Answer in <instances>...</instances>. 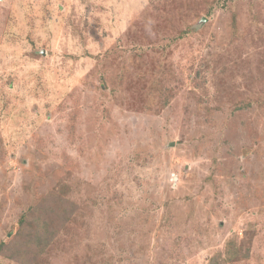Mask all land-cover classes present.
<instances>
[{"label":"rangeland","instance_id":"1","mask_svg":"<svg viewBox=\"0 0 264 264\" xmlns=\"http://www.w3.org/2000/svg\"><path fill=\"white\" fill-rule=\"evenodd\" d=\"M39 203L30 264H264V0H0V249Z\"/></svg>","mask_w":264,"mask_h":264},{"label":"trees","instance_id":"2","mask_svg":"<svg viewBox=\"0 0 264 264\" xmlns=\"http://www.w3.org/2000/svg\"><path fill=\"white\" fill-rule=\"evenodd\" d=\"M55 196L54 190L48 195L49 198ZM36 208L22 215L19 221L20 228L16 231L15 236L8 240L9 243H1L0 252L3 256L22 264H30L35 261V256L43 254L49 247V242L55 233L53 227H55L57 216H51L52 209L49 208V205L45 206L43 203H39ZM39 212L40 214H38ZM30 222L31 225L27 226V223ZM22 225H26L27 228Z\"/></svg>","mask_w":264,"mask_h":264}]
</instances>
